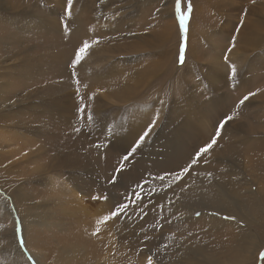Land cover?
<instances>
[{
  "label": "rangeland",
  "instance_id": "rangeland-1",
  "mask_svg": "<svg viewBox=\"0 0 264 264\" xmlns=\"http://www.w3.org/2000/svg\"><path fill=\"white\" fill-rule=\"evenodd\" d=\"M163 2L73 0L68 17L67 0H0V199L5 203L0 207V264H147L149 256L153 264H178L180 245L191 257L198 251L217 264H243V250L256 241L246 235L253 230L264 243V228L257 226L264 221V160L259 157L264 153V40L248 44L245 32L251 18L264 15V0H190L183 65L177 59L185 37L180 12L176 0L169 13L160 11ZM188 3L180 0V10L187 11ZM41 26L50 32L40 46L36 36ZM85 33L86 40L99 43L70 70ZM59 36V52L41 50ZM249 92L255 95L241 105ZM80 96L88 105L83 118L77 113ZM72 114L78 115L75 127L82 139L85 134L93 139L83 144L72 133L64 142L49 141L54 152L46 155V134L57 120ZM225 115L234 119L206 158L238 186L258 221L248 228L247 219H239L238 228H223L219 236L214 234L207 255L197 246L206 241L190 236L205 220L204 205H198L206 197L181 199L179 183L168 188L157 176L179 171ZM150 126L143 144L117 174L120 157ZM27 152L30 160L23 157ZM55 160L62 168L43 175L34 171L36 164ZM137 184L145 196L155 190L144 201L148 215L141 218L138 202L133 203L130 218L113 221L110 239L87 241L99 210L104 215L126 197L135 200ZM76 188L81 199L70 191ZM196 200L200 202L192 212ZM227 217L233 215L226 214L233 220ZM20 251L24 260L11 258ZM259 253L258 263L264 264Z\"/></svg>",
  "mask_w": 264,
  "mask_h": 264
},
{
  "label": "bare ground",
  "instance_id": "bare-ground-1",
  "mask_svg": "<svg viewBox=\"0 0 264 264\" xmlns=\"http://www.w3.org/2000/svg\"><path fill=\"white\" fill-rule=\"evenodd\" d=\"M159 1L161 2V0H159ZM164 1L165 2H163V4H161L162 6L160 7V11H166L167 13H169V10H170V2L172 0H164ZM212 6H215V5H212ZM247 8H248L247 6L243 7V9L246 12L248 10ZM262 11L264 13V10H262ZM16 19H14V20H16ZM250 20H249L250 22L248 21L249 25H248V23L245 24V27H246V31L245 32H246V35H247V38H248V44L249 43L251 44V41H253V40H255V41L256 40L257 41L264 40V15L263 14H260V15L258 14V17L251 18ZM13 22H15V21H13ZM24 25L26 26V24H24ZM64 31H62V35L65 36V38H66L67 41H70V39H68L69 37L65 34ZM49 32H50L49 30L43 28L42 26L39 27V32H38V34L36 36V39L40 42V46L43 44V36L47 37L48 34H49ZM84 35H85V38L84 39L86 40V33ZM61 40H62V38L60 36L59 37H52L49 40L50 41V44H48L50 46V49L47 50L48 45L45 46V44H44V47L41 48V50L43 52H49V51L59 52L60 50L57 47V44H59L61 46ZM75 48L77 49L78 47L76 46ZM77 116H75V114H72V115L66 116L67 118H65V119L62 118V119H59V120H57L55 122V124L52 127V129L54 130L55 125H56L57 126L56 130L55 131L52 130V132H48L46 134V140L47 141H45L44 142L45 145H43V151H44V153L46 155L49 152H54V149H53V147L51 145V142H49V141H53L54 140L56 142H64L65 140H67L72 135V133H74L75 136H77V134H79V138L82 140V142H84L83 144H89L90 143V140L93 139L92 136L89 137V136H87L85 134L84 139H82V137H81V133L82 132L75 131V129H78L77 127H75V125H77L80 122V120L77 119ZM94 137H96V135ZM75 142H79L77 140V137L75 138ZM58 149H60V148H58ZM30 155H31V152H27V153L23 154V157H25L26 160L27 159L30 160L31 159ZM105 155H107V154H105ZM259 157L262 160H264V153L263 154H259ZM58 158H60V156ZM105 159H107V158H105ZM188 159L189 158H187L185 161H183L181 163V165H183ZM105 162L102 164L101 167H103L105 165ZM61 163L62 162L60 161V166H59V162L57 160L51 161L50 163L47 162V165H45V162L39 163V164H36L37 167H34V169H35L34 171H37L40 175L48 174V171H50V170H55V171L58 170L61 167ZM97 164H98V162H97ZM219 169H220L219 167L213 166L209 160H208V163L205 164L203 162V158H202L201 162L197 166H195L193 170H191V172H190L189 175H186L183 180L177 182V183L180 184V189L178 190V196L181 199H184L186 197H189L192 200V197L193 196L203 197V198H204V196L206 197V198H204L206 200H202L201 201V204L198 203L199 204L198 206L204 205V208L201 207V212L204 213L205 220L203 221L202 224L199 223L198 225H195L194 231H193V233H190V236H191V238L193 240H203L204 239V242L206 241L205 244H202V245L201 244H198L197 246H202L204 248L205 252L207 253V255L210 254L209 253L210 245L212 244L213 240H215L214 234H216L217 236H219V234L221 233L222 229L225 228V227H232L234 229V226H236L238 228V226H237L236 223H237V221L239 219H241V220L242 219H247L246 226H248V228L251 225V221H253V222H257L258 221V219H256L254 217V210L248 204H247L248 206H246V203H244L243 199L241 198L242 194L238 190V186L233 181H231V180H225L223 178L224 176H222V175H220L218 173ZM209 172L212 173L211 176H208L207 175V173H209ZM52 173H53V171H52ZM52 177H53V175H52ZM53 190H55V189H53ZM76 190H77V188L76 189H72L70 191H72V193L74 195H76L75 196L76 197L75 199H79L80 197L76 194ZM19 193H21V191H18V194ZM55 194H57V193H55ZM16 196H18V198L20 200L24 199V195H16ZM94 197H96V195H94L93 198ZM71 202H72V200H71ZM181 202H183V201H181ZM197 202H200V201L196 200V201L192 202V209H191V210H193L192 212L195 211L196 208H194L195 207L194 204H197ZM186 203H187V201H186ZM1 206L2 207L3 206L5 207V203L3 202V198L2 197L0 199V207ZM188 206H190V205H188ZM106 207L107 208H110L108 205ZM246 207H248V208H246ZM263 209H264V207H263ZM80 210H82V209H80ZM156 212H158V211H156ZM156 212L154 211V213H156ZM216 213H218V214H216ZM226 214L233 215V217H235V219H233L232 221H228L226 219ZM104 215H106V214H104ZM102 216L103 215H102L101 211L99 210V213H98V216H97L96 220L99 219ZM96 220L94 222L95 223V227H96ZM121 222H123V221H121ZM112 223H113V221H109L106 225H100V227H101V234H100L99 237H103L104 239H110V236H109L110 235L109 234V231L110 230H109V228L111 227ZM204 224H206V228H205V230L203 231V234H202L201 228H202V226ZM257 226H259V228H264V221H262V223L260 222V224H257ZM248 231H249V229H248ZM122 233H124V232H122ZM246 236L247 237H251V239L252 238H254V239L256 238V241L253 242L254 244H252V248H250L251 242H248L247 246L245 247V249L243 250V252L241 254L240 261L243 264H248V263L249 264H259L258 263L259 261L257 260V254L259 253L260 249L262 247H264V243L261 244V242H260L261 239L259 237H257L255 234H253V230H251L248 233V235H246ZM168 238H169V236H168ZM98 239L99 238H97L95 236H90V237L86 238L87 241L90 240V241H92V243L97 242ZM178 250L180 252V255L175 258V260H176V262L178 264H217L213 259L210 260L208 258V256L206 257L205 255L201 254L198 251H196V255H194V257H191L189 255L188 251L182 249L181 245H180V248ZM66 253H70L69 249L66 251ZM11 258H13V259L21 258L22 260H24L23 253L21 251L18 252L17 254H15V255L13 254ZM45 260H47V259H45ZM251 261H253V262H251ZM172 262H174V261H172Z\"/></svg>",
  "mask_w": 264,
  "mask_h": 264
},
{
  "label": "snow or ice",
  "instance_id": "snow-or-ice-1",
  "mask_svg": "<svg viewBox=\"0 0 264 264\" xmlns=\"http://www.w3.org/2000/svg\"><path fill=\"white\" fill-rule=\"evenodd\" d=\"M72 7H73V0H67V6H66V15L68 17L72 16ZM187 11H182L180 10V0H176V11L180 12L179 15V25L181 29H183L185 33V37L183 41L180 44V47L178 48V55L177 59L180 64H184L186 60V50H187V32H188V21L191 16V2L189 0V3L187 5ZM67 23H65V27H67ZM99 40L94 39L91 42L88 40L82 41L81 45L78 46V48L74 51L73 58L69 62V68L70 70L75 66V65H80L82 61L86 59V57L89 55L90 49L93 47V45L98 44ZM232 47H235V43L233 42ZM231 51V48L229 49ZM227 59V57H225ZM237 73V69L235 65L231 66V74L235 76ZM75 75V73H72ZM77 84L80 83L79 79L76 81ZM77 94H79V90L77 89ZM255 95L253 92H249L247 95L243 97L239 101L241 105L245 103L249 99V97ZM92 98H95V93H93ZM88 108V105L84 103V97L80 96V106L77 108V113L83 118L84 113L86 112ZM87 119H93L92 114H88ZM234 119V115H225L223 119H221L218 122L217 125V130L215 134L207 141L206 143L203 144V146H198L196 149H194L193 153L190 155L189 159L179 167V171H176L175 169L165 171L163 174L158 175L157 179L161 181L162 184H167L168 188H172L174 183H177L181 180L184 179L186 175H189L191 170L194 169L195 166H197L202 158L203 162L206 164L208 163V160L206 157L208 154L211 152V150L218 146V139L220 138L221 135V130L225 127V125L232 121ZM151 130V126L147 131H145L138 139L137 142H135L129 149L125 151V153L120 157V161L115 169V172L117 174L121 173L124 168L126 163L130 161V158L134 155V153L137 151V149L143 144L145 141L146 137L148 136L149 132ZM75 131H79V129H75ZM95 147L100 148L102 147L101 144L95 145ZM208 176H211L212 173L209 172L207 173ZM168 177L169 179L166 181L165 178ZM113 183H115V177L113 178ZM145 183H148L147 181ZM137 189H140L139 192H135V200H131V198L126 197L125 202L122 203H117L113 206V209L109 211L106 215H103L99 219L96 220V227L95 230L91 233L92 236H95L99 238L101 234V227L100 225H106L109 221H115L119 217H125V218H130L131 214L128 213V209L131 207L133 203H137V207L139 209V215L141 218L145 217L148 215V211L146 208L143 206L144 201L146 198H150L153 195V192L155 191L150 190L147 195L145 196L143 193V188L142 185L137 184L136 185ZM101 197H94V199H100ZM103 199L107 200L108 197L104 196ZM158 208H163V205H157ZM197 215H200V213H196ZM218 214V213H216ZM228 219H235V217H227ZM143 231V229H142ZM145 241L148 240L147 235L144 237ZM20 244L24 245L26 244V241L23 239L21 236V239L19 241ZM149 251H151L149 249ZM260 259L264 260V251H261L259 253ZM147 264H153V258L152 256H149L147 258Z\"/></svg>",
  "mask_w": 264,
  "mask_h": 264
}]
</instances>
